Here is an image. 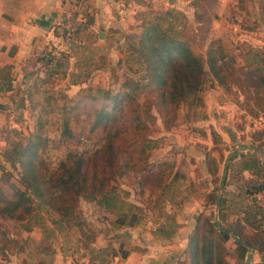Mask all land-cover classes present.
<instances>
[{
  "label": "rangeland",
  "instance_id": "rangeland-1",
  "mask_svg": "<svg viewBox=\"0 0 264 264\" xmlns=\"http://www.w3.org/2000/svg\"><path fill=\"white\" fill-rule=\"evenodd\" d=\"M83 2L86 0H72L75 11ZM81 26L82 23L72 17L64 18L56 26L59 41L63 43L60 48L68 53L61 72L52 75L38 87H33L30 100L25 95H22L23 103L19 101L18 95L6 97L9 99L5 105L11 108L6 115L10 116L11 113L15 124L3 121L0 127V175L4 179L17 183L18 169L9 162L10 150L16 143L26 142L29 134L36 129L38 115L43 120V133L49 138L42 154L52 170L69 149L90 152L103 142L99 132L89 131L88 117L85 109H81L82 101L78 102L77 99L84 100L86 94H100L104 88L114 93L122 89L124 80H141L143 65L132 55L125 39L119 51L110 49V44L105 45L97 36L95 41L88 42V34L82 32ZM76 36H81V42L72 41ZM190 45L205 58L207 43ZM52 46L58 48L50 43L35 54V62L25 68L28 72L24 69L26 80L23 85L19 86L14 76L13 84L19 87V91L29 86L34 76H46L36 58L41 51ZM233 46L224 48L229 60L227 70L231 73L229 89L225 91L231 99H237L242 94L239 103L247 110L252 108L254 113L249 119L251 129L240 127L237 129L239 133L234 131L236 138L224 140L219 137L217 144L210 143L218 163L217 175L213 176L207 170L204 151L207 146L192 141L198 132L202 137V127L195 125V121L204 114V103L198 105L183 101L161 110L143 90L137 95L138 112L143 124L138 125L140 130L135 131L133 137L134 129L128 134L131 138L128 143L136 144L134 158L140 166L130 172L117 174L99 194H82L78 199V225L65 224L56 211L37 201L34 212L26 219L0 218V264L2 254L12 264H53L56 257L60 258L61 255L70 256L68 259L71 260L64 259V264H79L80 252L85 248L89 251L102 250L108 254L114 251L121 255L128 248H148L144 244L154 243V237L148 235L175 232V223L180 217H192L194 220L201 211L214 216L215 198L212 194H216L227 152L236 145L249 143L245 139L247 134L253 135L256 141L259 137L264 140V117L261 118L263 115L258 111L264 88L261 89L260 84L257 86L260 80H264V67H257L256 60L259 62V59L251 60H254L255 53L248 46L239 50ZM73 55H79V58L76 56L75 59ZM204 67L206 72L200 95L203 89L212 87L213 81L205 64ZM5 72L6 69L0 68L1 79L6 76ZM238 88L241 94L237 92ZM258 88L261 89L259 95L254 92ZM64 116L70 117V126L79 136L78 143L63 140L60 132ZM239 163L240 158H235L231 172ZM224 188L225 185L223 191ZM230 217L228 215L224 222L233 226L236 220ZM262 238L261 234H254L253 240L257 245H264ZM230 242L233 244V241ZM235 252L238 255L229 252V256H233L238 264H243L244 260L240 261V247L235 248ZM91 260L87 263L91 264Z\"/></svg>",
  "mask_w": 264,
  "mask_h": 264
},
{
  "label": "trees",
  "instance_id": "trees-1",
  "mask_svg": "<svg viewBox=\"0 0 264 264\" xmlns=\"http://www.w3.org/2000/svg\"><path fill=\"white\" fill-rule=\"evenodd\" d=\"M141 28L137 37L131 33L125 35L128 49L143 65L141 80H124L122 89L114 93L104 88L100 94H86L84 100L77 99L78 102L82 101L81 109H85L90 123L89 131L99 132L103 142L90 152L69 149L56 168L51 170L42 154L49 138L43 133V120L38 115L36 129L29 134L26 142L16 143L10 150L9 162L18 169L17 183L0 175V218L26 219L34 212L37 201L56 211L65 224L78 225V199L82 194H99L117 174L130 172L140 166L134 158L136 144L128 143L131 139L128 134L134 129L133 137L135 131L140 130L138 125L143 124L137 102V95L141 91L149 94L153 104L161 110L183 101L202 105L199 91L206 72L204 64L212 79L224 89H229V60L221 44L211 41L206 48L205 58H202L185 39L156 21L144 19ZM67 57L68 53L63 48L57 49L55 55H51L50 50L42 51L36 60L40 61L39 67L44 69L46 76H34L32 83L23 90V95L30 100L33 97L32 88L61 72ZM260 60L264 67V54H261ZM5 73L4 83L9 85V71ZM260 81L264 88V80ZM254 92L259 95L260 90ZM260 99L259 109L264 115V97ZM249 110L254 113L252 108ZM69 118L63 117L60 133L65 142L74 140L78 143L79 136L73 132ZM211 135L217 144L219 136L212 127ZM260 141L259 149L264 156V140ZM237 157L240 163L236 169L248 170L251 174V177L243 180L241 188L244 197L248 198L243 208V218L258 235L264 232V222H259L261 211L257 202V194L264 189V163L254 150L239 151L233 154L229 167ZM205 162L208 172L217 175L218 163L209 151L205 152ZM212 196L215 198V193ZM225 202L226 198L222 196L221 223L225 218ZM224 226L231 228L229 225ZM232 233L251 244L254 242L253 237L252 240L248 238L240 227ZM230 236L231 233L219 230L213 216L202 211L198 213L185 249L189 264H230L226 258L229 250L224 244ZM234 242L240 247L242 262L247 248L236 240ZM258 248L264 249V245L258 244Z\"/></svg>",
  "mask_w": 264,
  "mask_h": 264
},
{
  "label": "crops",
  "instance_id": "crops-1",
  "mask_svg": "<svg viewBox=\"0 0 264 264\" xmlns=\"http://www.w3.org/2000/svg\"><path fill=\"white\" fill-rule=\"evenodd\" d=\"M263 16L264 0H86L77 6L76 11L72 0H0V68L4 67L10 74L9 85L4 83L5 78H0V127L3 121L15 124L11 119L12 114L6 115L11 111V108L5 105L9 99L6 97L18 95L19 101L23 103V91H19V87L13 84L14 76L16 75L19 86L23 85L26 80L24 69L35 62L33 59L40 49L50 43L58 48L63 46L57 36L56 26L66 17L76 18L82 23V32L88 34V42L95 41L97 36L102 43L110 44V49L116 48L117 51L122 48L125 35L131 33L137 37L142 29V21L148 19L160 23L192 45L201 46L207 43L208 47L211 41H215L223 48L233 46L232 43L237 50L248 46L255 53L254 60H251L259 59V62L256 60L257 67L261 68L263 64L260 56L264 54ZM76 56L78 59L79 55L72 57L76 59ZM259 84L262 89L261 81L257 86ZM211 86L210 89L202 90L204 114L195 121V125L202 127L199 128L202 137L198 132L192 137V141L203 143L207 146L204 151L213 155L214 152L210 149V143L214 144L211 127L221 139H234V131L239 133L237 129L240 127L244 126L245 130L252 128L249 127L252 113L239 103L238 99H242L239 88L237 92L241 95L237 99H231L226 89L216 81L213 80ZM260 88L258 89L261 90ZM4 98L6 100H3ZM258 111L262 115V111ZM263 117L264 115L261 116ZM245 139L249 141L245 144L250 147L243 150L244 152L256 151L255 147L259 148L257 141L261 138L256 141L253 135L247 134ZM237 167L235 166L232 172V167L228 168L222 194L226 198L223 209L225 218L222 223L226 225L224 220L230 215V219L236 220L229 228L231 232L240 227L252 240L255 231L243 218V208L248 198L244 197L241 190L243 180L251 177V174L248 170H237ZM194 223L195 219L192 217H180L175 223V232L148 235L154 237V246L148 243L144 244L148 248H128L121 255L114 251L108 254L102 250L89 251L85 248L84 252L85 249H82L79 264H88L90 259L91 264H189L185 249ZM260 234L264 241V232ZM234 240L233 236H230L224 244L229 252L238 255L235 252L238 245ZM230 241H233V244ZM252 246L250 264H264V249L258 248L254 242ZM229 255L231 254L226 257L229 263L238 264L233 256ZM68 258L69 255H61L60 258L56 257L53 264H64V259L71 260ZM9 263L12 264V261L2 254V264Z\"/></svg>",
  "mask_w": 264,
  "mask_h": 264
},
{
  "label": "water",
  "instance_id": "water-1",
  "mask_svg": "<svg viewBox=\"0 0 264 264\" xmlns=\"http://www.w3.org/2000/svg\"><path fill=\"white\" fill-rule=\"evenodd\" d=\"M249 147L250 146L247 145V144H239V145H236V146L232 147L227 152V154L225 156L224 163H223V168H222L220 180H219V183L217 185V190H216V194H215V205H214L215 211H214V216H213L214 223L219 228V230H223V231L231 233L233 238L238 243L243 244L247 248L243 264H250L251 257H252V252H253V246H252V244L249 241L242 240L238 235L233 234L228 227H225L220 222V207H221V197H222L223 187H224L225 180H226V177H227L230 160H231L233 154H235L238 151L247 150ZM255 150L261 156L262 162L264 163V156L260 152V149L255 147Z\"/></svg>",
  "mask_w": 264,
  "mask_h": 264
},
{
  "label": "built area",
  "instance_id": "built-area-1",
  "mask_svg": "<svg viewBox=\"0 0 264 264\" xmlns=\"http://www.w3.org/2000/svg\"><path fill=\"white\" fill-rule=\"evenodd\" d=\"M81 39V36H76L72 39V41H75V42H81L80 41ZM71 42H68V44H70ZM57 49H61V48H56L55 46L52 48L50 47L48 50H50V54L51 55H55L57 53ZM44 51V50H43ZM42 52V51H41ZM257 199H258V203L260 204V206H262L260 208V211H261V216H260V221L259 222H264V189L259 192L257 194Z\"/></svg>",
  "mask_w": 264,
  "mask_h": 264
}]
</instances>
